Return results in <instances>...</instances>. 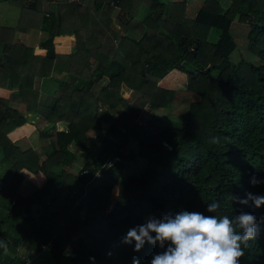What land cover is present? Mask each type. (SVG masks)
<instances>
[{
  "label": "trees",
  "instance_id": "obj_1",
  "mask_svg": "<svg viewBox=\"0 0 264 264\" xmlns=\"http://www.w3.org/2000/svg\"><path fill=\"white\" fill-rule=\"evenodd\" d=\"M184 1L9 0L19 12L16 30L0 27V87L16 89L0 98V240L9 249H0V264H25L31 255L36 264H132L133 257L150 264L163 249L145 243L134 251V242H122L131 227L180 209L212 215L206 207L214 201V214L246 211L261 221L240 264H264V205L229 200L264 196V183H250L264 181V0H226L225 9L201 0L192 18ZM91 12L112 25L88 26ZM233 22L246 25L250 62L229 58ZM61 27L72 36L69 54L53 52ZM29 29L45 33L42 57L13 40ZM171 70L184 75L192 96L177 126L156 113L144 117L145 108L169 107L173 93L157 82ZM34 78L55 86L34 90ZM101 78L119 80L129 96L105 94ZM23 113L46 125L38 150L6 137ZM215 137L220 143H209ZM131 158L146 162L120 176ZM20 170L39 173L42 184L21 193Z\"/></svg>",
  "mask_w": 264,
  "mask_h": 264
},
{
  "label": "clouds",
  "instance_id": "obj_2",
  "mask_svg": "<svg viewBox=\"0 0 264 264\" xmlns=\"http://www.w3.org/2000/svg\"><path fill=\"white\" fill-rule=\"evenodd\" d=\"M209 143L219 144L220 138L215 137ZM165 147L171 150L170 146ZM250 183L255 186L264 181L253 176ZM229 200L241 205L251 202L256 208L264 205V196L250 192L243 199L230 194ZM219 209V202L214 201L206 207V212L212 215L180 209L159 219L149 218L142 224L131 227L122 242H134V251H140L145 243L163 249L153 254L150 264H240V258L245 256L250 241H255L259 236L261 221L253 213L246 211L231 216L214 214ZM0 249L7 254L8 243L0 240ZM94 259L90 257V260ZM132 264L141 262L139 258L133 257Z\"/></svg>",
  "mask_w": 264,
  "mask_h": 264
},
{
  "label": "rangeland",
  "instance_id": "obj_3",
  "mask_svg": "<svg viewBox=\"0 0 264 264\" xmlns=\"http://www.w3.org/2000/svg\"><path fill=\"white\" fill-rule=\"evenodd\" d=\"M196 1V0H195ZM220 5L222 7V9H225L227 6V1L226 0H219ZM201 3V0H197L194 4H192L191 7L186 9H184V16L188 17V18H192L193 17V11H194V7H199ZM4 9V10H3ZM0 10L3 11L4 13H9L7 15L4 16V18H2V26L6 27V28H12V30H16V20H17V15L19 12V9L14 6L13 4H11L10 2H6V3H2L0 6ZM14 13V16H12V14ZM104 24H106V22H104ZM246 25H242V24H235V22L232 23L231 25V35L235 41V48L233 50V52L229 55V58L231 61H238V60H243V61H248L250 62V57L249 54L246 53L244 47H245V33H246ZM215 37V33L213 31H210L208 36H207V40L209 42H211ZM73 47V46H72ZM181 78H179L180 83L177 84V87H175L174 90H170L173 93V96L171 98V101L169 103V107L167 108H163V109H156V110H152L149 111L148 108L144 109V117L147 118L149 114L151 113H156L159 117L162 118L163 120V124H166L165 122L172 124L170 126H177L179 124V119H180V113L182 111H184V106H186L189 102L192 101V96L190 93H184L185 91V77L183 74H180ZM60 77H65L64 74H60L57 76V78ZM116 81V80H114ZM112 82L111 84L106 83L104 80H98L99 85L102 87L103 92L105 94H110L111 92H113L115 89H118L122 95L123 98H127L129 96L130 91H128V89L126 87H124L122 85V83L119 81L120 84H118L117 82ZM176 85V84H175ZM55 86V84L49 80V79H45L42 80L40 82V85L37 87L38 89H40L43 92H48L49 90L53 89ZM176 88H181V90L176 89ZM182 91V92H179ZM147 109V110H146ZM180 111V112H179ZM119 110H115V113H118ZM179 112V113H176ZM104 127V125H103ZM64 126L61 124L60 128L58 129H63ZM20 141H24L26 142L27 145L29 146H36L37 150L39 149V145L41 146L40 142L37 140V134H35L32 137H28L25 139H21ZM27 145H25L24 147H26ZM129 149H133L134 150V145H128ZM71 150L73 152H76L74 149L71 148ZM146 160L143 158H131L128 162L125 168L120 169V176H125V175H135L145 164ZM80 167V164H77V162L73 163L71 170L73 172L76 171L77 168ZM97 172H94L93 177L90 180H93L92 182L96 181L97 178ZM30 184L28 182H25V186H21L20 191L21 193H27L30 192L32 190V188L29 187ZM116 192L115 186L111 189L110 192V196L114 195ZM85 199V197H84ZM86 200V199H85ZM152 218L150 215L146 216L144 218V222L149 219ZM55 235L59 238L62 235V231L59 229L57 230V232L55 233ZM39 260L38 257H26L25 256V264H29V261L31 262V264H36V262ZM39 264H47V261L45 260H41Z\"/></svg>",
  "mask_w": 264,
  "mask_h": 264
},
{
  "label": "crops",
  "instance_id": "obj_4",
  "mask_svg": "<svg viewBox=\"0 0 264 264\" xmlns=\"http://www.w3.org/2000/svg\"><path fill=\"white\" fill-rule=\"evenodd\" d=\"M160 1L164 2L165 0H160ZM167 1L177 2L180 0H167ZM196 1L195 0H185L184 4L186 6V9L191 7L192 4H194ZM6 2H9V0H0V6L2 3H6ZM197 8L196 7L193 8L194 9L193 15ZM7 14L0 10V27H3L2 18H4V16ZM12 16H14V13L12 14ZM104 22H106V24H104ZM100 25H112V24L111 22L107 21L105 17L103 16V14H101L100 12H97V13L91 12V14L88 16V26H100ZM44 36H45V33L42 31L29 29L26 32L15 31L13 35V40L15 42L22 43L27 48H30L34 56L42 57L45 51L44 49L39 48L38 44H39V41ZM51 42H52L53 52L55 54H69L72 51V36L69 34L66 27L59 28L57 30L56 35L52 37ZM179 78H181L179 73H176L175 71L171 70L158 80L157 85L166 90H174L175 87H177V84L180 83ZM100 80H104L108 84L112 83V82L111 83L107 82L105 78H101ZM41 81H42L41 79L34 78L31 84L32 89L37 90L38 89L37 87L40 85ZM114 82L115 83L117 82L118 84H120L118 80ZM176 89L181 90V88H176ZM15 90L16 89L9 90L5 87H0V98H7L10 92H15ZM179 92H182V91H179ZM23 116L25 117V122L22 125L12 129L6 134V137L10 141L22 143L21 144L22 147H24L27 144L24 141H20L21 139L32 137L35 134H37L38 136V132L46 128V125L41 124L36 116L31 115V114H24ZM60 126H61L60 123L54 124V128L56 130H60L58 129L60 128ZM30 147L37 148L36 146L34 147L30 146ZM19 174L21 177V180L19 182L20 187L22 185L25 186V182H28L30 184L29 186L30 188H34V187L37 188L43 182V178L39 173L31 174L25 170H20Z\"/></svg>",
  "mask_w": 264,
  "mask_h": 264
},
{
  "label": "built area",
  "instance_id": "obj_5",
  "mask_svg": "<svg viewBox=\"0 0 264 264\" xmlns=\"http://www.w3.org/2000/svg\"><path fill=\"white\" fill-rule=\"evenodd\" d=\"M84 172V171H83Z\"/></svg>",
  "mask_w": 264,
  "mask_h": 264
}]
</instances>
